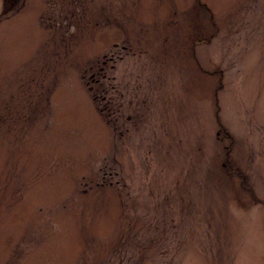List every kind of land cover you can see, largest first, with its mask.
I'll use <instances>...</instances> for the list:
<instances>
[{
  "label": "rangeland",
  "instance_id": "rangeland-1",
  "mask_svg": "<svg viewBox=\"0 0 264 264\" xmlns=\"http://www.w3.org/2000/svg\"><path fill=\"white\" fill-rule=\"evenodd\" d=\"M0 264H264V0H0Z\"/></svg>",
  "mask_w": 264,
  "mask_h": 264
},
{
  "label": "trees",
  "instance_id": "trees-1",
  "mask_svg": "<svg viewBox=\"0 0 264 264\" xmlns=\"http://www.w3.org/2000/svg\"><path fill=\"white\" fill-rule=\"evenodd\" d=\"M99 81H96V83L98 84ZM92 89V88H91Z\"/></svg>",
  "mask_w": 264,
  "mask_h": 264
}]
</instances>
